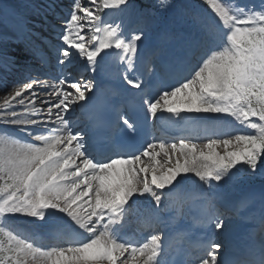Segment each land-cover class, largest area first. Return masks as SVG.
Instances as JSON below:
<instances>
[{
    "label": "snow or ice",
    "instance_id": "1",
    "mask_svg": "<svg viewBox=\"0 0 264 264\" xmlns=\"http://www.w3.org/2000/svg\"><path fill=\"white\" fill-rule=\"evenodd\" d=\"M205 2L215 14L212 22L198 18L171 45L143 54L137 42L145 36L146 22L125 40L120 25L105 23L102 16V10L115 9L143 18L133 0H70L67 14L41 20L52 21L50 31L59 29L58 65L82 61L95 74L105 50L115 48L126 54L125 75L114 93L120 99L114 100L91 81L61 77L48 83L45 54L34 49L26 57L34 61L24 66L26 80L14 83L0 105V132L17 136L0 135V218H31L48 232L66 235L51 237L53 243L45 246L0 225V264H160L167 233L133 244L120 231L144 201L163 215L172 194L190 180L201 185L212 209L206 223L214 228L199 245V256L176 264H264V188L259 248L245 244L228 250L216 239L227 229L230 188L241 175L264 177V0L259 9L244 5L236 10L220 0ZM165 5L166 0H158L157 7L168 11L171 5ZM46 7L59 9L56 0ZM4 23L10 31L0 35V44L6 46L5 41L24 34L26 25L15 14ZM38 91L51 96L42 101L47 105L43 118L35 105H25ZM137 100L153 122L167 114L174 125L184 121L212 128L231 117L254 131L209 136L203 144L185 137L178 143L159 140L134 151L122 137L138 132L140 121L127 110ZM77 109L87 110L97 127L78 126ZM102 129L111 135L106 150L97 153L90 141Z\"/></svg>",
    "mask_w": 264,
    "mask_h": 264
},
{
    "label": "rangeland",
    "instance_id": "2",
    "mask_svg": "<svg viewBox=\"0 0 264 264\" xmlns=\"http://www.w3.org/2000/svg\"><path fill=\"white\" fill-rule=\"evenodd\" d=\"M10 2H12V3H14V5H15V7H16V9H18L19 8V3L17 4V2H16V0H9ZM29 1H32L33 3H35L36 1L35 0H29ZM38 1H43V0H37V2ZM202 1V0H201ZM201 1H199V3L197 4L198 6H206V5H208L206 2H201ZM205 1V0H204ZM1 2V1H0ZM84 1H81V3H83ZM141 2H144V3H148L149 2V0H141ZM220 2H223V3H225L227 6H230V1L229 0H220ZM133 3H134V5H135V8L138 10V11H142L143 13H145V14H147V15H145V16H150V15H148V14H150V11L152 10V5H149L148 7H146V8H142L140 5H139V3H136V1L135 0H133ZM45 6V5H44ZM18 7V8H17ZM208 9H210V10H212L211 9V7H210V5H208V6H206ZM0 8H2V6L0 5ZM10 10L11 9H8V10H6V15H8L9 13H10ZM19 10L21 11H23V12H27V13H29V12H31V11H27V10H25L24 8H19ZM21 11V12H22ZM34 11V9H32V12ZM213 11V10H212ZM5 13L4 12H1L0 11V35H2L5 31H6V29H5V26H4V22L1 20L2 19V17L3 18H5L6 17V15H5ZM174 14L177 16V12H172V16H174ZM169 16V15H168ZM164 21V20H163ZM166 22H167V20H166ZM3 49H5V46L4 45H2V44H0V50H3ZM8 73L7 72H4V70H2V71H0V103L1 102H4V99L3 98H5V95H6V93H5V90H4V85H6V81H7V78H8ZM15 83H16V81H15ZM10 98V97H9ZM220 151H223V148L221 147L220 148ZM0 220H2L1 218H0Z\"/></svg>",
    "mask_w": 264,
    "mask_h": 264
},
{
    "label": "bare ground",
    "instance_id": "3",
    "mask_svg": "<svg viewBox=\"0 0 264 264\" xmlns=\"http://www.w3.org/2000/svg\"><path fill=\"white\" fill-rule=\"evenodd\" d=\"M111 15H114V16H115V19H114V21L112 22V24H116L118 18L121 17V16L123 15V13H121L120 11L114 9L113 12L111 13ZM104 22H105V21H104ZM105 23H109V22H105ZM120 29H121V28H120ZM121 52H122L121 50H118V53H121ZM20 57H21V56H20ZM246 129H247V131L250 132V133L254 131V130H251V129L247 128V127H246ZM230 132L232 133L231 135H234V134H240V133H241V131L238 130V129H236V128L230 129Z\"/></svg>",
    "mask_w": 264,
    "mask_h": 264
}]
</instances>
